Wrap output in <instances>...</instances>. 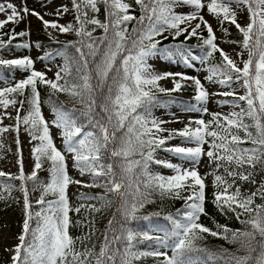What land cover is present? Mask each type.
Listing matches in <instances>:
<instances>
[{"label": "snow or ice", "instance_id": "obj_1", "mask_svg": "<svg viewBox=\"0 0 264 264\" xmlns=\"http://www.w3.org/2000/svg\"><path fill=\"white\" fill-rule=\"evenodd\" d=\"M70 5L60 4L54 12L41 15L29 9L25 0H20L19 5L0 0V15L4 17L0 19V30L34 16L50 39L53 35L49 29L60 34L74 33L78 38L39 57L49 61L57 56L63 58L54 79L36 70L30 56L0 59V65L26 73L23 79L13 77V82L0 88V108L4 109L0 112V137L14 132L19 146L23 126L34 161L31 173L26 174L18 147L19 174L0 171V177L20 181L18 191L23 196L24 219L18 243L5 248L10 253L9 264H136L147 257L157 259L159 264H264V203H256L258 197L264 201V178L254 191L242 192L237 183L255 186L258 168L264 171V0H70ZM133 5L138 6L139 16L131 14ZM101 6L103 20L98 15ZM178 6H190L192 10L178 13ZM205 8L221 26L227 21L242 35L241 41H230L240 46V63L215 42L213 27L201 14ZM237 9L247 11L245 26L238 23ZM69 11L75 14L74 21L59 23V18ZM45 15L57 19L47 20ZM193 21H197L195 25ZM202 26L207 31L206 38L201 35ZM97 29L102 30L99 36L94 35ZM223 31L228 34L227 28ZM30 36V28L0 31V50L18 38ZM169 36L173 40L197 37L201 41L197 46L204 49V55L191 56L183 42L163 44ZM32 46L30 42L15 45L24 49ZM35 48L42 49V45L36 42ZM69 48L74 49V54H69ZM217 52L221 61L206 69L205 79L228 91L210 92L198 77L160 72L149 63L152 59L182 61L193 67L190 60L199 59L204 64ZM166 80L172 87L162 86L161 81ZM40 86L49 90L47 101L41 100ZM186 87L194 88L195 102H182V110L208 114L211 119L201 116L189 119L183 128H165L166 124L180 122L179 118L175 113L170 119L158 118L154 109L174 105L177 101L172 94ZM57 94H66L82 108L69 109L63 102L53 101ZM159 94L169 99L162 103ZM215 96L231 98L217 101L221 107H230L227 114L209 113L207 104ZM42 103L50 105L51 119L45 118ZM9 107L15 110V116L7 112ZM5 117L15 124L4 125ZM53 128L58 130L62 147H57ZM175 139L181 143L166 146ZM158 150L173 154L181 162L158 159ZM205 157L212 170L202 176L199 165ZM69 158L80 177L87 180L74 179L69 174ZM153 164L171 169L173 174L155 172ZM41 171L48 173L46 181L40 177ZM209 175L215 189L213 203L222 214L232 213L241 228L214 221L213 230L200 222L201 216L207 215ZM70 185L101 188L103 192H79L80 203L73 207L68 194ZM14 188L4 185L3 192L10 197ZM35 192L39 195L33 201L31 194ZM154 196L183 200V207L175 215L163 216L167 221L163 227H133L134 223L151 222L153 216H160L140 215L146 205L155 203ZM5 198L0 195V199ZM82 210L84 218L73 222L70 213L79 215ZM109 210L111 218L100 233L98 249L96 244L89 247L98 231L96 214L103 218ZM73 223L88 231L73 237ZM208 237L235 245V251L223 247L218 252L211 251L200 243Z\"/></svg>", "mask_w": 264, "mask_h": 264}, {"label": "rangeland", "instance_id": "obj_2", "mask_svg": "<svg viewBox=\"0 0 264 264\" xmlns=\"http://www.w3.org/2000/svg\"><path fill=\"white\" fill-rule=\"evenodd\" d=\"M11 2L19 5L20 0H11ZM27 6L29 9H34L41 13V15H44L45 13H52L56 9L57 6L60 4H68L70 5V0H45L44 3H42V0H25ZM206 2V0H205ZM178 13H187L191 11L190 6H178L175 9ZM201 14L204 16V19L207 20L213 27V30L215 32V35L217 37L216 43L217 45L223 49L232 59L236 60L237 63H240V58L237 57V52H240V46L236 43H231L230 41H241L240 35L238 34V30L234 25H231L229 22H226L223 24V26L220 25L219 21L213 17L211 14L207 12V9H203ZM4 17L0 15V19H3ZM45 19L47 20H53L57 19V17L53 15H45ZM237 20L238 23H240L242 26H245L248 22V14L245 10L244 12H240L239 9H237ZM74 21V13L72 11H69V13L65 14L63 17L59 18V23L66 24L68 22ZM30 22V24H29ZM197 21H193V25H195ZM11 26V23L6 25L3 30L8 29ZM26 28H30L31 36L24 37L25 42H30L33 46L24 49L23 51H13V50H0V59H13V58H22L24 56H30L35 61V69L38 71L46 72L47 77L50 79H54V73L57 71V68L54 64L50 63L49 61H44L39 59V55L46 51L48 48V40H51L56 37L55 31L49 29L48 31L52 32L53 38H49L47 33L44 31L43 26L41 22L34 16H29L26 21H22L18 24V31H23ZM224 28L228 29V34H225L223 31ZM206 31V29L201 28V32ZM165 35H168L165 33ZM159 39V37H158ZM192 39V38H191ZM190 40H187V42H190ZM39 42L42 45V49L35 48V43ZM243 59H247V52H244ZM150 64H154L157 71L165 72H182L189 76H195L198 77L201 82L205 85L206 88L210 92H216V91H228L229 89L224 88L220 85H210L208 81L205 79L206 73L204 70H202L199 61L198 60H190V63H192L193 67L186 66L182 61L178 62H171V61H160L159 59H152L149 60ZM242 67V64L240 65ZM50 69V70H49ZM16 79H20L23 77V72L20 70H13ZM8 82H3L0 79V88H3L5 86H8ZM162 86L170 88L172 87V84L170 80L161 81ZM233 87H237V85H233ZM192 87H186L184 88L180 93H173L178 96H188L189 90ZM226 97H210L209 102L207 104V107L210 110H218L223 112H229L231 109L229 106L225 105L221 107L218 105L217 101L221 99H225ZM19 107V105H17ZM26 108V106H25ZM4 109L0 108V112H3ZM43 114L46 119H51V113L50 108L43 106L42 107ZM7 112L11 113L12 116H15V110L12 107H9L7 109ZM175 113L176 117L179 118L180 122L177 123H170L164 125L165 128H172V129H179L183 128L184 125L188 122L189 119H198L204 117L201 113L196 112H185V111H177L173 108V105H170L168 109L165 108H158L156 110L155 116L162 119H170L171 114ZM24 112L21 113L23 115ZM4 125H12L15 124L14 120L8 119L7 117L3 120ZM195 127V125H193ZM58 130L53 128L52 134L55 138V142L57 144V147H62L61 140L58 136ZM16 133L9 132L5 133L2 137H0V141L3 143V147L0 148V171H3L5 173L14 174L19 172V165L17 164V149L19 147V150L23 154V162H24V170L25 173H31L33 169V158L31 156V144L29 142L30 138L28 134L23 130V126H21V131L19 133V139L21 141L20 145L17 146L15 143ZM180 140H172L168 142V145H177L180 144ZM205 149H207V145H205ZM156 156L158 159L168 160L172 163H180V159L175 157L173 154L165 152L163 150H158L156 153ZM208 161L205 157L201 164L199 165V172L203 176L206 173L211 172L212 168L208 167L207 165ZM45 169L48 167V164L45 163ZM214 167V165L212 166ZM68 170L69 174L74 179H85L87 180L88 177H80L79 173L72 167V161L71 158L68 160ZM223 169H221V172ZM162 173L170 174L171 169L164 168L161 170ZM40 177L47 180L48 173L46 171H41L39 173ZM257 178L262 179L264 178V172H259L256 175ZM212 176H207L206 179V198L215 191L212 185ZM237 183L241 186V190L251 189L254 185L250 183H245L241 181H237ZM87 188L80 187L78 185H70L68 189V194L70 198V202L75 207L80 201L77 200V195L79 192H85ZM0 195H3L4 197H7L5 199H0V260L5 261L7 264H9L10 260V253L5 251V248H11L15 244L18 243L17 236L21 232V228L16 223L17 221H22L24 219L23 215V196L18 189L16 191H13L11 193V196H8L7 192H3V189L0 186ZM39 195V192H35L31 194V199L34 201ZM54 197L49 196L48 199H53ZM35 210V209H34ZM84 211L77 215L76 213H70V216L75 219H83L84 218ZM91 213H89V216ZM97 220V233L96 236L92 238V241L89 242V247L92 246V244H96L97 249L99 247V231H100V222L99 219ZM87 228H81L76 227L74 229V235L80 236L82 233L87 232ZM79 247V245H78Z\"/></svg>", "mask_w": 264, "mask_h": 264}, {"label": "trees", "instance_id": "obj_3", "mask_svg": "<svg viewBox=\"0 0 264 264\" xmlns=\"http://www.w3.org/2000/svg\"><path fill=\"white\" fill-rule=\"evenodd\" d=\"M133 8L135 9L134 11H132L131 14L135 15V16H139L140 15V11L138 6L133 5ZM75 15V14H74ZM99 18L101 20L104 19V12H103V7L101 6V12L98 14ZM227 22V21H226ZM224 22V24L226 23ZM132 23H135V21H133ZM132 24H129V29H131ZM13 28H15V30L17 32L18 31V25H14L11 24V26L8 29H5L4 33H8L10 32ZM102 34V30L101 29H97V31L94 33V35L99 36ZM238 34L240 35V38L242 40V35L238 32ZM56 37L48 40L47 44H48V48L46 49V51L42 52L39 56H43L45 52H51L57 49H62L63 45L65 43H67L68 41H75L76 39H78L74 33H68V34H60L58 32H55ZM201 35L203 37H207V31H203L201 32ZM4 39L7 40L8 37L4 36ZM59 41V43L55 42V41ZM25 42L24 38H18L17 40H14L12 45L8 46L7 48L3 49V50H13V51H23L24 48H18L15 47L16 44L18 43H23ZM183 42V47L187 48L190 50V55L191 56H197V57H202L204 55V49L201 47H198L197 45H199L201 43V41L197 38V37H193L191 39L190 42H187V40H185L184 36H180L177 39L173 40L171 36L168 37L167 40L163 41V44L165 45H175V44H179ZM69 54H74V49L69 48L68 49ZM199 61V64L202 68V70L205 71L206 75L208 74L206 69L210 66V65H214V64H218L221 61V57L219 52L214 53V56L212 58H210L206 63L202 64L200 62L199 59H197ZM44 61H49V60H44ZM50 63L54 64L57 68V71L59 70V66L63 65V58L60 56H57L54 60L49 61ZM26 73L23 72V77H21L20 79H23L25 77ZM13 77L15 80H20V79H16V76L13 72V70L9 69L8 66L5 65H0V79L3 82H13ZM68 79H71L70 77ZM61 83H63V81H61ZM40 93H41V100L43 101H47L49 98V90L44 87V86H40ZM195 95L194 93V88H190L188 96H178L176 94H172V96L176 99V103L173 105V108L177 111H183V107L184 104L182 102H192L194 103L195 101L192 100V97ZM160 100L163 103L164 101L168 100L169 98L164 96V94H159ZM225 99H231L230 97H226ZM52 100L59 103V102H63V104L65 105L66 108H77L80 109L82 108V105L75 103V101H73L70 97H68L66 94H57L55 96L52 97ZM27 108V105H25ZM46 106L48 108H50V105L48 103H42V107ZM169 107L165 108L168 109ZM158 108L154 109L153 114H156V110ZM211 112H223V111H218V110H210L209 113ZM225 114H227L228 112H223ZM203 119L205 120H209L211 119V116L208 114H203ZM194 127V126H193ZM241 135H243V132L240 133ZM163 135H167V133H164ZM179 140V139H177ZM208 165V163H207ZM209 167V165H208ZM152 170L155 172H159L161 174L164 175H171L170 174H165L162 173L161 170L163 169L162 166L160 165H155L153 164L151 166ZM259 172H264L259 170L257 173ZM19 172L14 173L13 175H18ZM26 174H30V173H26ZM255 179L257 180V185L253 186L251 189H246V190H242V192H247V191H254L255 187H257L259 185V182L261 181V179L257 178L255 176ZM14 185L15 188L12 190L16 191L19 188L20 185V181L19 180H13L11 178H9L8 176L5 177H0V186L3 189L4 185ZM31 183H29V189L31 190ZM86 193H102L103 189L101 188H87ZM213 193L212 192L205 201V209L207 212V215H202L201 216V220L200 222L205 224L206 226L213 228V230H215L214 227V221L218 222L220 224H226L228 225L230 228L233 229H237V228H241L242 225L235 219V216L232 213H228L227 215L222 214L217 207L215 206V204L213 203ZM153 199H155V203L152 204H148L145 206L144 209L141 210L140 215H150L152 213H160V216H153L151 219V222L149 221H140L139 224H133V227H142L145 229H150L152 228L154 225H159L161 227L165 226L167 224V221H165L163 219V216L171 213L173 215H175L177 209H181L183 207V200H179V199H163L161 200L159 197H153ZM256 203L260 204V203H264V201H262L259 197L256 199ZM96 218L99 219L100 222V231H99V242L101 243L102 241V236L100 235V233L103 231L104 226L107 224V220L109 218H111V211H106L103 218H101L100 214H96ZM73 222H75L77 219L72 217ZM18 224V226L21 228L22 230V221H17L16 222ZM33 226H35V221H33ZM77 226H75V223H73V226L70 228V234L73 237H76L74 235V229ZM202 245L206 246L208 249H210L213 252H218L221 247L223 248H227L230 251H235L236 246L235 245H231L229 243H227L226 241L222 240V239H216L213 237H208V239L206 241H202L200 242ZM243 254V253H240ZM169 255H171V252L169 251ZM162 259V258H161ZM0 264H7L5 261L0 260ZM136 264H159L158 260L152 257H147V258H143L141 261L136 262ZM217 264H222V262H217Z\"/></svg>", "mask_w": 264, "mask_h": 264}]
</instances>
